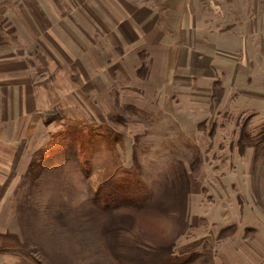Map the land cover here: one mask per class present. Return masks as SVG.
I'll return each instance as SVG.
<instances>
[{
	"label": "rangeland",
	"instance_id": "1",
	"mask_svg": "<svg viewBox=\"0 0 264 264\" xmlns=\"http://www.w3.org/2000/svg\"><path fill=\"white\" fill-rule=\"evenodd\" d=\"M76 2L51 19L82 59L52 52L46 114L20 118L0 264H264V0Z\"/></svg>",
	"mask_w": 264,
	"mask_h": 264
},
{
	"label": "crops",
	"instance_id": "2",
	"mask_svg": "<svg viewBox=\"0 0 264 264\" xmlns=\"http://www.w3.org/2000/svg\"><path fill=\"white\" fill-rule=\"evenodd\" d=\"M13 1L17 2L18 0H0V188L8 183L10 173L18 166L21 150L27 145L26 136L28 133L25 128L23 131L20 130V118H28L29 109L34 110L35 106L39 109L38 115L46 114L44 99L47 95L46 97L44 95V83L49 81L51 74L52 52L66 60L67 49H71L74 50L75 59H82V51L77 47L76 41L67 38L68 36L65 35L61 25L52 22L57 13L63 11L58 4L54 3L56 0H48V4L39 5L41 8L39 11L44 17H47L46 20L39 22L35 18L31 19L28 15L25 18L26 23L23 19L25 15L20 13L23 10L20 11L18 3L13 5ZM78 1L73 3L75 14L79 11L81 13V7L83 8L81 0ZM90 2L91 4L88 5L94 6V11L97 13L107 11L101 0H90ZM125 4L128 7L127 11L124 8L123 18H120L123 20L122 24L117 27L125 25L123 28L129 29V37L123 34L126 37V43L132 36L138 43L142 38L140 28H143L144 37L148 36V29L146 23L145 27L141 25L144 17L141 18L136 14L135 19L140 23V27L136 25L139 28L138 35L134 30V25L131 26L127 17L131 12L129 8L136 7L130 2ZM28 5H30V7L28 6L30 11L32 5L29 3ZM25 10L27 11V9ZM5 12L11 13V16H8L10 21L4 19L7 17L4 15ZM109 15L112 20H116V14ZM73 20H75L74 17ZM78 33L80 34V31ZM83 35L80 34L77 37L90 39L86 34ZM114 36L119 35L114 34ZM90 43L94 44L92 38Z\"/></svg>",
	"mask_w": 264,
	"mask_h": 264
}]
</instances>
